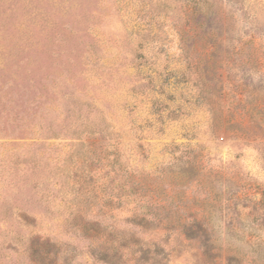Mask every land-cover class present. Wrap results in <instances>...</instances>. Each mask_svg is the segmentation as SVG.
I'll list each match as a JSON object with an SVG mask.
<instances>
[{"label":"rangeland","instance_id":"374dc122","mask_svg":"<svg viewBox=\"0 0 264 264\" xmlns=\"http://www.w3.org/2000/svg\"><path fill=\"white\" fill-rule=\"evenodd\" d=\"M36 263L264 264V0H0V264Z\"/></svg>","mask_w":264,"mask_h":264},{"label":"trees","instance_id":"16d2710c","mask_svg":"<svg viewBox=\"0 0 264 264\" xmlns=\"http://www.w3.org/2000/svg\"><path fill=\"white\" fill-rule=\"evenodd\" d=\"M32 245H33V247H34V250L37 249V251H39V252H43V251H41V249H39V246H40V245H38L37 242L33 241V242H32ZM43 255H44V254H43ZM36 264H37V263H36Z\"/></svg>","mask_w":264,"mask_h":264}]
</instances>
